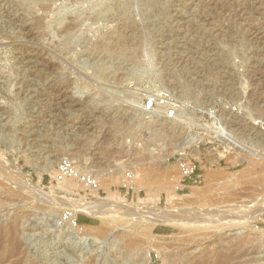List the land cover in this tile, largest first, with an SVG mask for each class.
I'll list each match as a JSON object with an SVG mask.
<instances>
[{
	"label": "rangeland",
	"instance_id": "obj_1",
	"mask_svg": "<svg viewBox=\"0 0 264 264\" xmlns=\"http://www.w3.org/2000/svg\"><path fill=\"white\" fill-rule=\"evenodd\" d=\"M178 153L201 180L171 202ZM63 158L110 191L60 180ZM15 166L47 196L18 189ZM99 199L208 228L62 217ZM263 209L264 0H0V258L20 243L1 264H146L149 249L148 264H264Z\"/></svg>",
	"mask_w": 264,
	"mask_h": 264
},
{
	"label": "bare ground",
	"instance_id": "obj_2",
	"mask_svg": "<svg viewBox=\"0 0 264 264\" xmlns=\"http://www.w3.org/2000/svg\"><path fill=\"white\" fill-rule=\"evenodd\" d=\"M146 106L150 107V102L147 105H145V108H146ZM177 167H178L179 175H177V177L174 178L171 181V183L173 185V188L171 187L172 188V190H171L172 192L168 193V200H170L171 202H173L174 197H175V192H174L175 189L181 185L180 182H179L180 181L179 177H180V174H181L180 165H178ZM11 168H12L11 169L12 172L15 173V175H12L9 180L11 181V179H12L13 183L15 182L16 184H18L17 185L18 189H22L24 191L31 192L32 194H41V196H44V197L47 196L46 194H44V192L41 189V187H39V185H37L35 183H32L30 181V179H28L26 177V175L23 172H21L20 169L16 168V166L15 167H11ZM207 170L208 169H206V171H205L204 179L206 178L207 180L208 179L216 180L217 179L216 175L214 173H212V172H208ZM123 180H124V183L128 184V185L130 184V182H132L133 184L135 183L137 185H143L144 184L143 176H141L139 173H135V172L132 173L131 178H127V176L124 175ZM64 181L67 184L69 180H64ZM96 182L98 183L99 186H103L104 185L106 190L110 191L109 183H103L98 178L96 179ZM217 183H219V182H217ZM73 186H76V185L73 184ZM69 190H71V189H69ZM90 191H94L95 192L96 190H92L91 189ZM108 193H109L108 194V199H110L112 197L113 198H119L123 202H125V200L123 198H121L120 196H118L117 193H114V195L112 193H110V192H108ZM108 199H105V200L104 199L103 200L99 199V200H96V201H78L77 204H73L70 207L65 208L63 210V212H62V217L64 218V220H68V221L71 220L72 221L73 220V215H74L73 212L75 213L76 210H80V211H83L84 213H87L91 217H94L96 219H99V220L103 221L106 224H110L112 222V224L121 225V226H123V228L124 227L125 228L129 227V230L136 229L138 227V224L141 222L142 224H144L143 226L148 231V233L150 232V229L153 226L157 225V224L170 225V226H173L175 228H180V229H185V228H190V229L191 228L192 229H196L197 228L198 229L200 227L208 228V226L206 224L200 225V222H202V220H203L202 217L201 218H196L198 216H195V218H194V217L189 216V214H183L181 211H176L175 212V210H172V209H167V210H158L157 209V210L154 211L155 213H150L149 217H146L145 220L142 219L143 220L142 221V220H140V216H138L137 214L133 213L137 209L132 208V206H130V205H125V203H123V204L125 206H127V208H129V209L132 208V209L128 210V212L126 214L123 213L126 216L123 215L124 216L123 217L122 214H121V215L118 216V218H115V214H116L118 209H116L115 204H110L109 202H107ZM70 209L73 210L72 213L67 211V210H70ZM260 214H258V216ZM134 215H135V217H133ZM254 216H257V214L254 215ZM245 219L247 220V218H245ZM250 220H251V218H250ZM205 222H211V221H210V219H207ZM238 223L246 225L248 223V221L243 220V221L237 222V224ZM15 225H17V224H15ZM15 225H11V226L9 225L7 230L9 232L12 231V233H13V231L16 230ZM1 232H2V230H1ZM0 237L2 239V236H0ZM1 239H0V241H1ZM9 240L10 241H8V244L3 246V255L0 258V260H2V261H8L7 259L10 257V255L13 254V252L16 253V252H18V250H20L19 249L20 248V243H17V241H15V240H13V241L11 239H9ZM125 245H126L127 249H132L134 247H137L138 243H137V240H133V241H131L129 243H126ZM149 250H145L142 253V255H141L142 258H144V263H146V264H148L149 259H150V251ZM158 252H160V250ZM13 255H15V254H13ZM223 255L220 256L219 259H222ZM223 258L225 259V257H223ZM217 262H220V260L217 261ZM217 262H216V264H217ZM221 262H223V261L221 260ZM1 263L2 262H0V264ZM191 264H204V261H195V262H193Z\"/></svg>",
	"mask_w": 264,
	"mask_h": 264
},
{
	"label": "built area",
	"instance_id": "obj_3",
	"mask_svg": "<svg viewBox=\"0 0 264 264\" xmlns=\"http://www.w3.org/2000/svg\"><path fill=\"white\" fill-rule=\"evenodd\" d=\"M147 105V102H146ZM152 106V104H150V107ZM145 106L143 105L144 111L148 110L150 107L146 106V108H144ZM173 112L169 111V115L168 116H172ZM184 155V154H183ZM178 153V157L176 158V161L181 165L180 166V170H181V174L179 177V182H180V186L181 187H177L176 191H179L181 189H183L184 187H186L187 185L185 184V182L188 180L189 184H196L199 183L201 180V175L196 173L197 170V165L195 162L193 161H187L185 160L182 156ZM193 157V156H192ZM197 161V159H196ZM57 172H58V178L60 180L62 179H66V178H75L78 179L79 182L82 183V185H84L86 187V189L88 190H96L99 191L100 188L98 187V183L96 182L95 178L91 177V175L87 172H80L78 171V169L72 164V162L67 159V158H63L60 159L57 163ZM127 178H131V172H127L126 173Z\"/></svg>",
	"mask_w": 264,
	"mask_h": 264
},
{
	"label": "trees",
	"instance_id": "obj_4",
	"mask_svg": "<svg viewBox=\"0 0 264 264\" xmlns=\"http://www.w3.org/2000/svg\"><path fill=\"white\" fill-rule=\"evenodd\" d=\"M78 221H79L80 223H89V222H90L89 219L84 218V217H80V218L78 219Z\"/></svg>",
	"mask_w": 264,
	"mask_h": 264
}]
</instances>
